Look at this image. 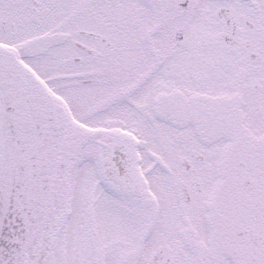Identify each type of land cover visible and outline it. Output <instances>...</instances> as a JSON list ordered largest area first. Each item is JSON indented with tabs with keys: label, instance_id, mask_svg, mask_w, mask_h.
<instances>
[{
	"label": "snow or ice",
	"instance_id": "1",
	"mask_svg": "<svg viewBox=\"0 0 264 264\" xmlns=\"http://www.w3.org/2000/svg\"><path fill=\"white\" fill-rule=\"evenodd\" d=\"M0 264H264V0H0Z\"/></svg>",
	"mask_w": 264,
	"mask_h": 264
}]
</instances>
